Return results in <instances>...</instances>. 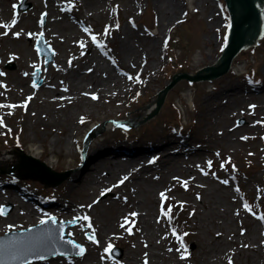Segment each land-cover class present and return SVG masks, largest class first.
I'll list each match as a JSON object with an SVG mask.
<instances>
[{
	"label": "rangeland",
	"instance_id": "obj_1",
	"mask_svg": "<svg viewBox=\"0 0 264 264\" xmlns=\"http://www.w3.org/2000/svg\"><path fill=\"white\" fill-rule=\"evenodd\" d=\"M3 1L0 0V20L6 22V24L13 20L12 14L18 17L20 14L32 10V0H6V6L8 8L12 6L15 11L7 14L2 12ZM137 1L140 2V5H134L133 0H105L101 8L103 10L102 15L100 14L99 17L93 15L91 18H87L86 27L84 28L76 26L79 35L74 38L67 51L63 52L60 46L55 48L56 43L48 41L43 33L38 34L36 39L26 46L28 52H23V49H21L20 51L16 50V52L4 53L0 50V62L3 63L1 68L4 72L11 73L10 78H3L10 85V88L0 85V92L4 90V94H0V104L15 105V107H0V121H2L0 123V155L15 156V160L11 161L13 166L10 169H0V176L6 177L8 174L12 175L16 174V171H22V181H12L39 196H34L32 199L35 202H31L32 208L37 211H40L41 208H51L50 204L52 202L48 198L58 197L57 195L62 193L65 180L83 165L86 155L85 150L91 144L102 141V136L105 133H109L115 139L116 148L125 147L128 141L129 143L132 142L133 138L141 141L150 138V141L160 143L159 147L151 148L145 153L150 158H147L145 163L151 170H155L157 164H163L160 168H165L166 156H177L178 159L182 157L180 155L182 142L179 143L170 137L174 135L180 140L186 139L192 147L199 149L204 134H208L204 126V115L201 113L200 108V102L204 99L206 93H212L213 90L218 89L220 81L235 80L236 77H238L237 82L246 86H255L263 81L264 19L263 33L259 36L260 38L254 45L236 55L233 59V66L230 68L231 73L228 71L215 80L198 79L191 82L188 79H180L170 90L164 91L171 82L170 74L186 73L193 76L194 70L215 64L216 58L218 59L223 54L222 45L228 42L222 0H185L184 5L176 15V23L170 25L167 22L165 28H168V30L160 33L161 39L158 49L160 61L151 63L154 70L149 69L146 72L142 66L143 73L140 74L142 81L136 84L131 79H129L130 82L125 79L131 85L130 90L122 88V94H113V92L119 90L115 89L108 96L99 98V115L101 117L106 116L105 119L91 122L75 142L73 138H69V143L63 144L62 147L59 145L54 147L53 143L58 137V129H50L52 134L46 133L44 128L39 129L37 127L38 130H34V121L38 119L37 116L47 115V112L41 110L45 102H30V99L23 101L24 96L15 89V82L11 81V75L17 72L16 74L21 76L18 73L24 71L27 73L30 83L35 82L37 88L45 81L50 68L61 69L65 72L81 57L90 55V47L93 46L98 51L94 54L99 55L102 60L105 59L113 66L117 63L116 54L118 53L113 52V50L119 51L120 46L117 36L118 30L121 31L128 25L131 29L144 34L147 31L152 33L160 31L158 27L160 15L159 10L155 8L154 1ZM49 3L58 8L61 4L60 0H50ZM22 5L24 7H21ZM70 6L72 11H76L78 8L75 3L69 4ZM39 10L40 8L35 10L34 16L40 17L38 18L40 23L45 26L47 17ZM81 12L88 16L85 7L81 8ZM61 22L64 25L67 24L66 20ZM86 28H90L91 31H85ZM89 32H92L90 36L88 35ZM94 35L96 36L95 41L98 38L99 46L92 42ZM142 39H144V36ZM100 46L105 52L100 51ZM25 59L27 62L23 65L22 60ZM32 60H35L33 67H27V64ZM37 60L40 61V65L36 64ZM194 64L197 65L193 66ZM233 73L241 76L233 75ZM51 82L54 87L43 89H57L55 96L50 97L51 101L56 97L60 99H76L78 97L70 90L69 85L62 80L61 76L58 75ZM63 84L67 88H62ZM31 90L34 94V89ZM42 91L38 90L40 99L47 98L50 91ZM161 92L163 94L159 96ZM80 96L85 98V96ZM60 99L57 106L52 102V108L44 109L59 108L58 104L65 105V101H60ZM158 99L163 100L160 111L155 113L156 108L154 107V110L146 113L150 104ZM247 103H260L264 107V96L257 100L253 99V101L246 99L244 105ZM68 104L71 105L72 102ZM253 109L252 111L257 110L256 107ZM225 112L227 114H224L223 118L232 114L228 124H232L233 127L245 128L248 123L250 124V120L247 119L248 114L245 112L235 111L230 114L228 110H225ZM250 112L251 110H248L249 114H251ZM112 119L121 122L115 130L114 125L111 124ZM257 119L256 127L246 128V132L238 137L239 141H234L233 147L225 145V139L222 136L219 137L222 139H216L214 143L212 142L214 148L208 152L207 156L194 157L193 159L199 162L187 166L183 164V167H180L176 172H170V176L161 181L155 188L153 197L156 203L155 206H152L151 220L157 227V236L160 238V243L169 245L173 248V252L185 251V255L194 254L195 256L196 254L199 255L201 250L199 238L211 247V244L216 241L214 235L236 237L239 243L237 247L240 250H236L231 244L226 245L224 252L220 254L223 260H220V263L217 264H229L230 260L231 264H264V220L259 218L264 215V110L259 112ZM200 122L203 123V128ZM218 124L222 125L219 121ZM98 125L101 126L100 130H95ZM69 134L65 131L60 136L62 138L70 137L71 134ZM168 137L170 139H166ZM76 158L77 161H75ZM153 160L154 162L150 163ZM209 160L212 161L211 167L208 165ZM222 163L223 167H221ZM188 167L198 170L195 173L197 174L196 177H200L199 180H194L193 170L188 169ZM205 172L208 174L205 175ZM212 173H215V175ZM66 174L64 180L63 176ZM224 180H228V183L224 184L222 182ZM215 186H224L223 190L229 195V200H232L230 197H234L236 206L232 213L233 223L231 228L225 229L215 222L201 224L199 221L201 215L207 210L203 202L205 200L203 190L206 189L211 192L214 191ZM126 190L122 189V191H125V196L130 197ZM14 192L15 194L18 193L17 191ZM101 193L104 194L101 195ZM161 193H164L163 197ZM115 194L116 188L110 186L108 188L102 187L99 191L91 190L87 194L79 193L77 196V199L83 203L90 202L92 198L95 203L97 200H102L98 205L91 206V209H89L90 214L98 222L108 221L114 224L113 227H109L110 231H102L104 236L110 233L109 236H112V238L103 241L100 234L89 227L83 233V238L88 243L77 240L72 235L66 237L85 248L83 255L62 256L58 252H51L50 255H45V259L37 260L36 257L35 262H32L41 264L44 260L49 259V261H57L59 258H64L68 261L77 257L81 258L90 249V245L94 244H98L104 255L113 259H120L124 254H127L128 249H133V244L141 248V238L139 239L138 235L141 231L142 222L137 215H131L132 213L137 214V210L133 208L131 203L126 204L123 203L124 201L121 203L115 201ZM107 199H110L109 203L105 202ZM245 204L248 207H245ZM0 206L3 208L2 215L5 216L13 210L11 205L7 203ZM169 208H171L170 215H165L164 213L168 212ZM141 209L147 212L146 208ZM194 210L196 212L193 214ZM197 211H199V214H197ZM53 215H44L42 218L55 217V214ZM55 219L59 223H65L64 227L68 225L64 234L68 229H78L79 224L82 222L79 216H72L62 221L57 217ZM253 221L259 223L255 238H252L249 230L246 229L247 226L250 229ZM91 224L92 222L87 221L86 225ZM173 229L176 230L175 234ZM120 233H125L124 240L116 241L113 236H118ZM46 234L49 235L48 232ZM93 235L98 243L89 239V236ZM178 236L183 238L182 242L177 239ZM39 238H45L44 244L47 248H52L51 246L55 242V239L50 237V240L48 236H39ZM127 241H130L131 244ZM35 243L28 240L23 245L28 246L31 249L30 251L34 252L39 249V246ZM246 243L256 247L257 252L254 251L256 255L250 257L256 261L255 263L248 262L245 258L244 251H251L245 246ZM12 248L14 252L19 249ZM71 249L72 252H77L73 246H71ZM105 249L108 250L105 251ZM30 251L25 253L29 254ZM187 260L191 264H201V261L195 259V257L188 256Z\"/></svg>",
	"mask_w": 264,
	"mask_h": 264
},
{
	"label": "bare ground",
	"instance_id": "obj_2",
	"mask_svg": "<svg viewBox=\"0 0 264 264\" xmlns=\"http://www.w3.org/2000/svg\"><path fill=\"white\" fill-rule=\"evenodd\" d=\"M104 1L105 0H60L61 4L58 8L52 3H49L50 0H32V10L22 13L18 17L13 16L12 14L13 20H15L16 23L13 25L12 20L7 23L12 25L10 28H0V50L4 53L16 52V50L20 51L21 49H23V52H28L26 46L30 44V42H33L38 34L43 33L48 41L57 44V46L55 44V48L60 46L63 52L67 51L68 46H70L74 41V38L79 35L76 26L84 28L86 27L87 18H91L93 15H97L98 17L100 14L102 15L103 10L101 8ZM133 1L135 3L134 5H140L139 1ZM153 1L155 8L159 10L160 17L158 27L160 31L158 33L147 31L146 34H144L138 30L131 29L128 25H126L123 30H118L117 36L119 38L120 46L119 51L113 50V52H118L116 54L117 63L113 66H111V64L105 59L102 60L99 55L94 54V52L98 51L96 47L93 46L90 47V55L84 56L83 58L81 57L65 72L61 69L56 70L50 68L49 74L45 77V81H43L37 88L34 84L30 83L28 75H25L24 71L18 73L21 76H18L16 74L17 72L11 75V81L15 82V89H17L19 94L24 96L23 101L31 97L30 102H45L41 110L47 112V115L45 114L41 117L37 116L38 119L34 121V130H38L37 127L39 129L44 128L46 133L52 134V129H58V137L53 143L54 147L58 145L62 147L63 144L69 143V138H73V141L75 142L77 137L82 134L83 130L87 128L91 122L94 120L102 121L105 119L106 116L101 117V115H99V98L108 96L111 91H114L115 89L119 90L113 92V94H122V88L130 90L131 85L130 83H127L125 79L128 81L131 79V81H134L136 84L142 81L140 76V74L143 73L142 66L146 72L149 71V69L151 71L154 70L151 63L154 61L155 63L160 61L158 53L160 47L159 41L161 39L160 33L164 30H168V28H165L167 27V22L170 25L176 23V15L182 5H184L185 0ZM71 3L77 5L78 8L76 11H72L71 6L69 7V4ZM2 6V12L4 13L8 14L9 12H15L12 6H10V8L6 6V0L2 2ZM82 7L86 8L88 16L81 12ZM38 8H40L39 12L42 14L44 13L47 17V23H45V26L40 23L38 19L40 17L34 16V12ZM65 20L67 21V24L64 25L61 21ZM2 24H6V22L0 20V25ZM5 32H7V35L4 34ZM15 32H19L20 36L17 37L14 35ZM29 33H31V35H29ZM143 36L144 39H142ZM258 36L259 34L254 36L250 46L256 42ZM247 48L248 47H243L242 49L244 50ZM100 49L102 52H105L101 46ZM221 56L224 57V53ZM22 61L23 65L27 62L26 59ZM34 62L35 60L29 62L27 67H33ZM218 62L219 58H216L215 63ZM36 64L40 65V61L37 60ZM83 64H85V66H83ZM2 65L3 63L0 62V73H3V75H0V85L10 88V85H8L3 78H10L11 73L4 72L1 68ZM196 65L197 64H194L193 66ZM229 72L231 73L232 70ZM58 75L69 85L70 90L78 95L76 99H60L56 97L52 101L50 100V97L55 96L57 93V89H43L45 87H54L51 80H54ZM233 75L241 76L237 73H233ZM237 80L238 77H236L235 80L220 81L219 88L213 90L212 93H206L204 99L201 100V113L204 115V126L207 129L208 134H204L199 149L192 147L188 140H180L178 137L176 138L174 135H171L172 137L170 138H172V140H176L179 143L182 142V152L180 153L182 157L178 159L177 156H166L165 168H160L163 164H157L155 170H151L145 163V160L149 158V155L144 153H147L150 148L159 147L160 143L152 142L150 141V138H145L142 141L133 138L132 142L129 143L128 141L125 147L116 148V144H114L116 143V141H114L115 139H113L109 133H105V135L102 136V141L91 144L89 148L85 150L86 155L83 166L76 169L71 176L65 180V187H63L64 190L62 193L57 195L58 197H53V199L50 200L52 202L50 204L51 208H41L40 211L32 208L31 201L35 202L33 201L34 199H32L34 198V195L30 193L29 189L21 187L12 181L16 180L21 182V176H23L22 171H16L15 173L17 175L8 174L6 177L0 176V205L7 203L11 205L13 209L10 214L6 216L0 215V235L12 231V229L30 228L39 223L42 216L54 212L56 214L55 216L58 219H61L60 221L72 216H79L81 218L82 222L79 224L78 229H68L65 232V238L72 235L77 240L88 243L83 238V233L89 228L86 224L87 221H90L92 222L90 228L95 229L97 233L100 234L103 241L108 240L112 238V236H109L110 233L104 236L102 231H110L109 227H113L114 224L108 221L98 222L96 218H93L89 210L92 205L95 204L96 206L102 200H97L95 203L92 198L90 202L83 203L77 199V196L79 193L87 194V192L91 190L99 191L102 187L108 188L114 186L116 188L115 201L118 203H121L122 201L126 204L131 203L133 208H136L137 210V216L143 224V226L141 224V231L138 235L139 239L141 238L140 244L143 248L141 247V249L132 243L133 249H128L127 254H124L120 259H112L104 255L98 244H94L90 245V249L87 250L84 257H77L76 259H69L68 261L64 258H59L57 261H49V259L44 260L41 264H191L187 260L188 256H191L192 258L195 257V259L201 261V264H217L220 263V260H223V257L220 256V254L224 252L226 245L231 244L236 250H240L239 247H237L239 244L237 242L238 238L225 235H214L216 241H214V244H211V247L204 243L203 239L199 238L201 249L199 255H185V251L173 252V248L169 245L159 242L160 238L157 236V227L151 220L152 206H155L156 203L155 198L153 197V192L161 181L170 176V172H176L180 167H183V164L184 166H187L191 163L195 164L199 162L193 158L207 156L208 152L214 148L212 142L214 143V140L216 139H222L219 137L222 136L225 139V145L233 147L234 141H239L238 137L246 132V128L251 129L256 127L259 112L264 110V107L260 103H247L244 105V102L246 99L253 101V99L257 100L264 96V77L262 79L263 81L255 86H246L237 82ZM62 88H67V86L63 84ZM31 89H34V94H32ZM38 90L50 91L48 97L40 99L38 96ZM0 94H4V90H2ZM161 94L162 92L159 95L161 96ZM80 95L85 96V98H82ZM93 96H95L96 99H93ZM59 99L60 101H65L66 104H58L59 108L56 107V109H44L52 108V102L57 106ZM69 102H72V104L69 105ZM155 104L156 101H153L147 108L146 113L152 111ZM254 107H256L257 110L252 111ZM225 110H228L229 114L232 112L234 113L235 111L239 113H247V119L250 120V124L248 123L245 128L233 127L232 124H228L232 114L223 118L224 114H227ZM248 110H251V114L248 113ZM218 121L222 125L218 124ZM200 125H202L203 128L202 122H200ZM100 128L101 126L98 125L95 127V130H100ZM65 131L71 134H69L70 137L66 136L62 138L60 136V134H64ZM170 138L168 137L166 139ZM12 160H15V156L11 155L7 157L2 156L1 154L0 169H10L13 166V163H11ZM75 161H77V158ZM188 169L193 170L192 173L194 175V180H199L200 177H196L197 174L195 173V171L198 170L189 167ZM125 176L128 177L127 180H123ZM122 180L123 183H121ZM223 188L224 186H215L214 191L209 192L206 189L203 190L205 200H202H204L203 202L207 210L199 219L201 224L215 222L216 224L219 223L225 229L232 227V213L235 210L236 205L234 197H230L232 200H229V195L223 190ZM122 189H127L126 192L129 193L130 197H126L125 191H122ZM14 191H19L22 194L23 199L16 196ZM109 200L110 199H107L105 202L109 203ZM141 208H146L147 212ZM194 212H196V210L192 213L194 214ZM197 214H199V211H197ZM85 216L89 219L85 220ZM251 224L252 226L250 229H248L247 225L245 226H247L246 229L249 230V234H251L250 236L255 238L258 232L259 223L253 221ZM9 225L12 227H9ZM30 232L31 231L27 232V234H30ZM43 232L44 230L37 229L30 236H43ZM48 233L49 235L47 236L51 240L50 234L53 235L55 233ZM124 235L125 233H120L118 236L113 237L116 241H123ZM65 238L60 240V238L56 236L55 242L53 243L54 247L60 248L62 246H69L68 242L65 241ZM9 242L11 243L12 240ZM127 242L129 243L130 241ZM35 244L40 247L42 246L39 243ZM0 245H4V242L0 241ZM245 246L251 250L247 252L244 251L246 260L255 263L256 261L250 257L256 255V247H253L250 243H246ZM14 248H19L18 244H15ZM169 249L172 250L169 251ZM37 253L38 252L34 253L30 251L28 256H33ZM39 254H41L40 251ZM7 257L9 258V261L12 259L9 254H3L0 256V259L4 264L7 263Z\"/></svg>",
	"mask_w": 264,
	"mask_h": 264
},
{
	"label": "water",
	"instance_id": "obj_3",
	"mask_svg": "<svg viewBox=\"0 0 264 264\" xmlns=\"http://www.w3.org/2000/svg\"><path fill=\"white\" fill-rule=\"evenodd\" d=\"M227 3L230 10L232 27L230 41L229 45L226 48V52H224V49L227 43L222 45L224 57L219 56L218 63L194 70L193 76H202L204 78L201 79L210 80H215L218 77L222 76V73L225 74L231 64L233 57L240 51V49L242 47H249L254 36L258 35L259 32L260 34L263 33L264 0H227ZM222 4L227 34L229 36L230 18L226 7V0H222ZM170 75L171 80L173 79V77L178 76L176 74ZM215 75H218V77H213ZM182 77L189 78V76H187L186 74L180 76L179 78ZM177 79H175L165 89V91H168L176 83ZM191 79L196 80L197 78L193 77ZM161 103L162 102L159 101V107L161 106Z\"/></svg>",
	"mask_w": 264,
	"mask_h": 264
},
{
	"label": "snow or ice",
	"instance_id": "obj_4",
	"mask_svg": "<svg viewBox=\"0 0 264 264\" xmlns=\"http://www.w3.org/2000/svg\"><path fill=\"white\" fill-rule=\"evenodd\" d=\"M16 23V21L15 20H13V22H12V24L14 25ZM12 25H9V24H2V25H0V28H4V29H8V28H10ZM85 31H91V29L90 28H86L85 29ZM5 35H7V32H5L4 33ZM14 35H16L17 37H19L20 36V33L19 32H15L14 33ZM29 35H31V33H29ZM92 40L93 41H95L96 40V37L95 36H93L92 37ZM82 47H83V44L81 45ZM0 75H3V73H0ZM25 75H27V73H25ZM33 84H34V86H35V82H33ZM67 90V89H66ZM93 99H96V97L95 96H93L92 97ZM29 99H31V97L29 98ZM0 107H15V105H2V104H0ZM83 122V121H82ZM0 123H2V121H0ZM10 131V130H9ZM246 139V138H245ZM217 155H219V153H217ZM154 160H155V158H154ZM154 160L153 161H150V163H152V162H154ZM208 165H209V167H211V165H212V161L211 160H209L208 161ZM224 165H223V163L221 164V167H223ZM202 171H203V169H202ZM205 175H207L208 173L207 172H205L204 173ZM213 175H215V173H212ZM128 179V177L127 176H125L124 178H123V180H127ZM175 179V178H174ZM123 180L121 181V183H123ZM224 184H227L228 183V180H224V181H222ZM186 183V182H185ZM169 191H171L170 189H169ZM104 193H101V195H103ZM161 196L163 197L164 196V193H161ZM199 198V197H198ZM90 207V206H89ZM245 207H248V205L247 204H245ZM170 213H171V208H169V210H168V212H166V213H164L165 215H170ZM3 214V208H2V206H0V215H2ZM238 214V213H237ZM131 215H133V216H135V215H137L136 213H132ZM260 219H262V220H264V215H262V216H260L259 217ZM53 223L55 222V217H50L49 218ZM84 219L85 220H88L89 218L87 217V216H85L84 217ZM47 221L46 220H44V219H41L40 220V224H45ZM9 227H12L11 225H9ZM89 227H91V225H89ZM175 229H173V233L175 234ZM219 235V234H218ZM89 239L90 240H92L93 242H96V243H98V241H96V238H95V236L93 235V236H89ZM177 239L178 240H180L181 242H182V237H180V236H178L177 237ZM68 243L69 244H71L72 246H73V248L74 249H76L77 250V252H76V254L77 255H83L84 254V252H85V248L83 247V246H81L80 244H77V243H75L74 241H68ZM109 247H111V245H109ZM31 249L28 247V246H26V245H21L20 246V248L17 250V252H14V253H9V255L13 258V259H16V258H20L21 256H22V254L24 253V252H27V251H30ZM108 249H105V251H107ZM172 249H169V251H171ZM178 251H179V249H178ZM4 254V250L3 249H0V255H3ZM46 257L44 256V255H40V254H38L37 255V259H41V260H43V259H45ZM183 258V257H182ZM229 264H231V260L229 261Z\"/></svg>",
	"mask_w": 264,
	"mask_h": 264
}]
</instances>
